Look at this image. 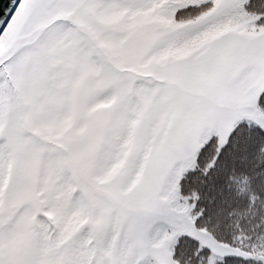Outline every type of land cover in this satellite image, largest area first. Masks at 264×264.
<instances>
[{"label":"snow or ice","instance_id":"obj_1","mask_svg":"<svg viewBox=\"0 0 264 264\" xmlns=\"http://www.w3.org/2000/svg\"><path fill=\"white\" fill-rule=\"evenodd\" d=\"M0 264H264V0H0Z\"/></svg>","mask_w":264,"mask_h":264}]
</instances>
